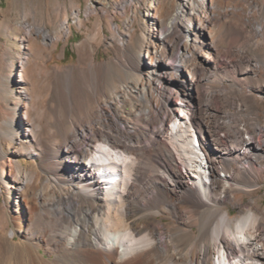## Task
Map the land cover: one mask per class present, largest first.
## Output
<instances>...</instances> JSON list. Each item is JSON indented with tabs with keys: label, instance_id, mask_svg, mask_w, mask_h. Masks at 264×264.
<instances>
[{
	"label": "bare ground",
	"instance_id": "1",
	"mask_svg": "<svg viewBox=\"0 0 264 264\" xmlns=\"http://www.w3.org/2000/svg\"><path fill=\"white\" fill-rule=\"evenodd\" d=\"M129 4L125 29L139 19L140 42L114 64L90 55L84 114L72 116L69 76L49 135L24 123L41 163L23 177L9 161L22 208L0 210V264H264V212L239 211L232 232L222 209L242 206L234 193L264 172V0ZM98 10L109 17L107 2ZM20 24L44 43L62 38ZM148 215L178 225L140 228Z\"/></svg>",
	"mask_w": 264,
	"mask_h": 264
},
{
	"label": "rangeland",
	"instance_id": "2",
	"mask_svg": "<svg viewBox=\"0 0 264 264\" xmlns=\"http://www.w3.org/2000/svg\"><path fill=\"white\" fill-rule=\"evenodd\" d=\"M100 1L0 0V154L7 155V158L0 159V210L7 207L16 209V201L18 207L22 208L16 183L19 173H16V168L9 161L20 162L23 177L26 176L24 173L37 170L41 163L36 158L38 166L34 164L32 141L28 139L29 142H25L22 136L25 121L41 127L42 136L49 135L55 126V118L63 112L64 86L69 76L73 77L75 85L71 115L81 117L88 102L92 103L95 98L92 93L86 95L90 55H94L97 65L114 64L124 50L132 52L140 42L139 19L134 21V28L129 31L125 29V22L132 17L129 0H102L107 2L109 17L98 10ZM112 1L116 2V6L112 3L109 6ZM89 6L92 9L89 10ZM23 20L32 28L46 25L51 33L61 29L62 38L52 43L48 39L44 43L37 39L35 31L26 33L25 27L20 26ZM111 23L121 26L120 33L123 36L118 40L111 38ZM64 25L70 27L69 36L65 35L67 32ZM97 30L101 34L98 42L92 40ZM8 111L14 114L13 119L7 120ZM62 125L70 127L69 113ZM253 189L248 194L242 191L234 193L235 201L242 206L231 203L222 206L223 210L229 212L232 232L235 231L239 211H242V216H248L254 211L264 212V172ZM150 225L164 229L177 226L178 223L161 215H148L138 221L142 229ZM192 230L194 234L198 231L196 226ZM15 240L20 239L16 237Z\"/></svg>",
	"mask_w": 264,
	"mask_h": 264
}]
</instances>
